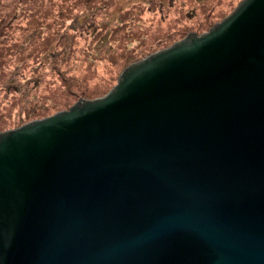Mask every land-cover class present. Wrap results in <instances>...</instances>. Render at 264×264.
Returning a JSON list of instances; mask_svg holds the SVG:
<instances>
[{
  "label": "water",
  "instance_id": "1",
  "mask_svg": "<svg viewBox=\"0 0 264 264\" xmlns=\"http://www.w3.org/2000/svg\"><path fill=\"white\" fill-rule=\"evenodd\" d=\"M90 98L0 132V264H264V0Z\"/></svg>",
  "mask_w": 264,
  "mask_h": 264
},
{
  "label": "trees",
  "instance_id": "2",
  "mask_svg": "<svg viewBox=\"0 0 264 264\" xmlns=\"http://www.w3.org/2000/svg\"><path fill=\"white\" fill-rule=\"evenodd\" d=\"M118 1L0 0V132L103 96L130 63L207 32L242 0H137L112 17ZM55 89L76 99L50 113Z\"/></svg>",
  "mask_w": 264,
  "mask_h": 264
},
{
  "label": "rangeland",
  "instance_id": "3",
  "mask_svg": "<svg viewBox=\"0 0 264 264\" xmlns=\"http://www.w3.org/2000/svg\"><path fill=\"white\" fill-rule=\"evenodd\" d=\"M137 0H119L118 1V3H117V6L112 10V12L111 13H113V14H111L112 15V17H115V15L119 12V10L120 9H122V10H125L127 7H129L130 5H132L134 2H136ZM238 2L239 1H233V5H237L238 4ZM170 45H172V43L170 44ZM130 64H132V63H130ZM116 78H114L113 79V81H111L110 82V84H109V86L112 88L113 87V85L115 84L116 85ZM118 81V80H117ZM14 83V82H13ZM97 84V82H95L94 81V79H93V82H91V88H93V86L94 85H96ZM90 86V85H89ZM108 86V87H109ZM107 88V89H109L108 91H106V93H104L103 94V96H105L106 94H108L109 92H110V90H111V88ZM49 93L50 94H47V93H45V97L47 98V101H46V103H45V105H47L48 106V108H51L50 109V113H54V110H55V108H53V105H55V104H57V103H62L63 102V104L65 103V102H67L66 100H65V98H67L68 100H69V105H72V104H74V99H76V97L75 98H72L71 96H62V94L64 93L63 91H61L60 89H55V90H53V91H49ZM38 96H39V94H37V98H36V100L38 99ZM85 97H94L93 96V94L91 93V96H88V95H86V94H83V95H80L79 97L77 96V98L80 100V98H85ZM35 98V96L33 97V99ZM20 99H21V101L22 100H24L25 99V97L23 96V95H21L20 96ZM35 100V101H36ZM37 104H39V103H37ZM43 105V104H42ZM12 123V122H11ZM11 123H9V124H11Z\"/></svg>",
  "mask_w": 264,
  "mask_h": 264
}]
</instances>
